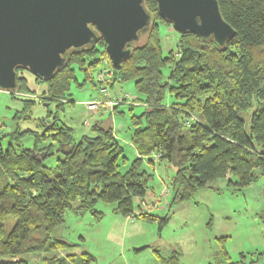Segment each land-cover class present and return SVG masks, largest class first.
Masks as SVG:
<instances>
[{"label": "trees", "instance_id": "obj_1", "mask_svg": "<svg viewBox=\"0 0 264 264\" xmlns=\"http://www.w3.org/2000/svg\"><path fill=\"white\" fill-rule=\"evenodd\" d=\"M218 3L235 29L224 45L195 33H178L177 50L164 54L160 25H173L160 16L156 0H146L155 23L119 67L113 66L101 37L95 45L73 53L49 80L16 69L17 87L10 92L25 95L11 129L0 134V264H28L24 254L78 245L53 233L69 210L102 219L100 201L114 203V212L125 217L157 221L161 230L169 221L167 214L136 213V199L146 196L153 176L145 161L153 164L154 155L176 167L170 180L174 202L190 198L218 179L240 190L264 174V0ZM104 61L113 81H134L135 99L145 107L130 116L137 157L124 172L120 166L129 158L110 120L95 121L90 132L77 139L74 127L60 113L69 102L73 83L90 82L96 87L95 72ZM78 71L84 73L82 83ZM25 73L44 82L46 89L41 94L30 91ZM37 103L46 112L34 118ZM119 107L109 110L119 112ZM253 107L247 129L244 115ZM29 120L36 121L34 128L21 127V121ZM27 137L31 146L22 144ZM11 218L14 224L7 230ZM156 255L162 264H183L176 250L169 256L156 250ZM216 259L219 264H245L231 260L224 247ZM94 260L89 251L42 258L43 264H92Z\"/></svg>", "mask_w": 264, "mask_h": 264}, {"label": "rangeland", "instance_id": "obj_2", "mask_svg": "<svg viewBox=\"0 0 264 264\" xmlns=\"http://www.w3.org/2000/svg\"><path fill=\"white\" fill-rule=\"evenodd\" d=\"M160 35L164 54L170 49L177 50L179 36L173 26L161 24ZM109 67L106 61L99 64L95 72L96 87L90 82L81 86L73 83L69 102L60 113L64 121L74 127L77 139L89 133L95 121L110 120L116 136L124 146V155L129 158V162L120 166L124 172L137 157L131 139L130 116L131 113H141L145 107L135 99L137 92L134 81H113ZM101 69L106 73L104 82L98 81ZM25 75L29 79L30 91L41 94L46 89L44 82H36L29 73ZM77 75L82 83L84 73L78 71ZM36 94L33 96L36 97ZM20 95L13 96L10 91L0 90V134L11 129L15 112L23 108L22 98L25 94ZM115 97L122 98L121 103L116 104L120 106L119 112H111L109 108L112 106L104 103L97 108L88 107L89 101L93 99L106 98L110 101ZM166 99L171 101L168 96ZM50 108L55 109V105H50ZM253 109L244 115L247 129L250 127ZM45 112L46 108L41 103L32 109L34 118L41 117ZM20 125L34 128L36 121H21ZM22 144L31 146L32 139L27 137ZM153 157V164L145 161L144 167L153 176L149 180L150 188L146 196L136 199V213L146 211L161 217L167 214L169 221L161 230L157 221H144L137 215L125 217L114 212V203L100 201L97 208L104 212L102 219L96 220L89 212L78 215L69 210L65 214V221L53 233L54 236L78 245L24 254L28 264H43L42 258L45 256L69 253L80 255L83 251L95 255L92 264H162L156 257V250L164 256L176 250L183 264H219L216 254L222 247L233 261L264 264V174L240 190L228 186L226 179H218L196 190L190 198L174 202L170 180L176 167L159 160L157 155ZM51 161L54 162V159ZM13 224L14 219L11 218L6 229H11ZM146 245L148 247L143 248Z\"/></svg>", "mask_w": 264, "mask_h": 264}, {"label": "water", "instance_id": "obj_3", "mask_svg": "<svg viewBox=\"0 0 264 264\" xmlns=\"http://www.w3.org/2000/svg\"><path fill=\"white\" fill-rule=\"evenodd\" d=\"M160 16L178 33L226 44L235 29L218 0H156ZM155 17L146 0H0V90L17 87V68L51 79L69 57L101 37L114 67L130 56Z\"/></svg>", "mask_w": 264, "mask_h": 264}, {"label": "built area", "instance_id": "obj_4", "mask_svg": "<svg viewBox=\"0 0 264 264\" xmlns=\"http://www.w3.org/2000/svg\"><path fill=\"white\" fill-rule=\"evenodd\" d=\"M109 71H112V70H109ZM98 80L102 81V82H104L106 80V73L104 72V69L99 73ZM121 101H122L121 97H115L114 99H112L110 101L106 100V98H104V99L101 98V100H94L93 99V100L89 101L88 107H89V109L94 108V107L97 108V107H99V104H101V103L108 104V105L113 107L116 104L121 103ZM112 107H110V108H112Z\"/></svg>", "mask_w": 264, "mask_h": 264}]
</instances>
